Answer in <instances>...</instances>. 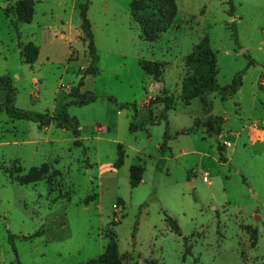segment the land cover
Instances as JSON below:
<instances>
[{
    "label": "rangeland",
    "instance_id": "rangeland-1",
    "mask_svg": "<svg viewBox=\"0 0 264 264\" xmlns=\"http://www.w3.org/2000/svg\"><path fill=\"white\" fill-rule=\"evenodd\" d=\"M20 1L0 0V77L11 79L15 107L53 116L81 78L80 91L98 99L68 107L77 138L0 111V264H86L110 243L122 264H264V0H232L233 13L228 0H175L172 27L155 43L143 40L130 17L133 0H31L30 24L12 11ZM86 3L96 76L84 75L90 60L79 12ZM204 38L221 88L242 73L233 97H208L211 115L224 120L217 138L195 126L206 120L199 100L186 106L182 98L185 58ZM29 42L39 50L32 66L22 57ZM140 61L166 65L162 85L143 74ZM162 90L173 107L166 122L151 126L149 116L164 112L156 103ZM5 96L0 89V105ZM118 144L124 165L114 170ZM135 165L144 174L131 189ZM31 170L41 179L21 185ZM87 197L95 200L84 205Z\"/></svg>",
    "mask_w": 264,
    "mask_h": 264
},
{
    "label": "trees",
    "instance_id": "trees-1",
    "mask_svg": "<svg viewBox=\"0 0 264 264\" xmlns=\"http://www.w3.org/2000/svg\"><path fill=\"white\" fill-rule=\"evenodd\" d=\"M9 2L11 0H4ZM229 12H234L232 0L227 1ZM33 3L31 0H24L17 2L12 6V11L16 15L19 22L22 24H30L33 16ZM88 11V4L80 5V19H81V39L87 43V54L89 57V65L85 70V76H96L98 74L99 56L94 43V36L92 33L91 24L88 21L86 14ZM175 0H133L130 9V17L135 23L138 31L140 32L143 40L147 43H155L162 34L166 33L173 24L176 15ZM233 37H235V29L231 28ZM39 50L31 42L25 44L22 48L23 63L32 66L38 59ZM252 63V62H251ZM139 66L143 74L150 77L157 84L162 85V78L166 65L156 62L140 61ZM185 67L187 75L182 82V98L186 106H189L191 101L198 99L201 103L206 114L205 122H195L196 127H202L206 136L220 137L222 133V126L224 120L222 118H214L212 113V104L208 97L213 93H218L222 102L233 97L242 86V73L237 74L229 86L221 88L216 80L218 70L215 53L212 51L207 38L200 41L199 44L193 47L191 53L185 58ZM84 87V79L81 78L75 88L69 92L71 100L66 103L55 115L51 116L48 113L37 114L29 111L19 110L15 107V88L9 77H0V89L6 92L5 100L0 105V111L3 112L10 120L31 122L38 126V128H45L51 125L57 129L70 132L74 138L79 135V124L75 117H70L67 113L68 107H84L93 104L97 101L98 97L90 91L81 92L80 89ZM163 94L156 100L164 106V112L160 118L153 119L151 115L148 119V124L151 126L159 124V122L167 121L166 113L172 110L173 103L170 98L165 97L166 90H162ZM115 106L125 109L129 105H118L113 98H108ZM135 109V107L133 106ZM135 111V110H134ZM136 118V114L133 119ZM130 132H134L136 127L133 123L130 124ZM194 129L184 131V134H192ZM167 133L163 135V142L160 150L166 145ZM80 145L79 142L75 143ZM217 151L219 154V161L225 162L222 153L224 152V144H218ZM125 153L120 144L116 146V160L113 163V169L119 170L124 165ZM144 169L140 166H131L129 168V187L136 189L142 182ZM40 171L31 170L29 173L20 178L21 185L35 183L41 179ZM95 200L94 197H87L84 200V205ZM167 222L170 224L172 230L179 233V228L175 221L166 217ZM13 236H9V242L12 243ZM254 245V242H252ZM254 247V246H252ZM15 253V251H14ZM16 264L20 262L16 259ZM86 264H122L118 255L117 247L114 243L106 246L103 255L96 259L91 260ZM145 264H161L157 261H146Z\"/></svg>",
    "mask_w": 264,
    "mask_h": 264
},
{
    "label": "built area",
    "instance_id": "built-area-1",
    "mask_svg": "<svg viewBox=\"0 0 264 264\" xmlns=\"http://www.w3.org/2000/svg\"><path fill=\"white\" fill-rule=\"evenodd\" d=\"M204 181L206 182V179H204Z\"/></svg>",
    "mask_w": 264,
    "mask_h": 264
},
{
    "label": "water",
    "instance_id": "water-1",
    "mask_svg": "<svg viewBox=\"0 0 264 264\" xmlns=\"http://www.w3.org/2000/svg\"><path fill=\"white\" fill-rule=\"evenodd\" d=\"M217 138V137H216Z\"/></svg>",
    "mask_w": 264,
    "mask_h": 264
}]
</instances>
